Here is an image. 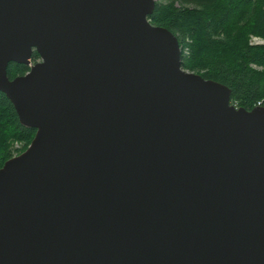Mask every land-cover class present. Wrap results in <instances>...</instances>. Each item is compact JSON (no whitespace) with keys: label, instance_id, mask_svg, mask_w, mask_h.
Instances as JSON below:
<instances>
[{"label":"water","instance_id":"water-1","mask_svg":"<svg viewBox=\"0 0 264 264\" xmlns=\"http://www.w3.org/2000/svg\"><path fill=\"white\" fill-rule=\"evenodd\" d=\"M154 7L0 0V92L35 129L0 167V264H264V106L184 69Z\"/></svg>","mask_w":264,"mask_h":264},{"label":"trees","instance_id":"trees-1","mask_svg":"<svg viewBox=\"0 0 264 264\" xmlns=\"http://www.w3.org/2000/svg\"><path fill=\"white\" fill-rule=\"evenodd\" d=\"M148 19L176 35L184 69L231 89L230 103L251 109L264 98V43H249L251 34L264 39V0H157ZM38 58L33 51L31 60ZM27 70L10 63L7 74L14 78ZM34 133L0 92V167L12 156V143L19 142L22 152Z\"/></svg>","mask_w":264,"mask_h":264},{"label":"rangeland","instance_id":"rangeland-1","mask_svg":"<svg viewBox=\"0 0 264 264\" xmlns=\"http://www.w3.org/2000/svg\"><path fill=\"white\" fill-rule=\"evenodd\" d=\"M157 1V0H155ZM249 43L250 44H263L264 43V39L261 38V37H258V36H255V35H250L249 36ZM20 147H21V144L19 142H13L12 145H11V154L12 156L15 154H18L20 153L19 150H20Z\"/></svg>","mask_w":264,"mask_h":264},{"label":"built area","instance_id":"built-area-1","mask_svg":"<svg viewBox=\"0 0 264 264\" xmlns=\"http://www.w3.org/2000/svg\"><path fill=\"white\" fill-rule=\"evenodd\" d=\"M30 61H31L30 62L31 64L34 63L32 60H30ZM231 104L234 105L235 107H238L235 103H231ZM254 106H264V98L257 100L255 102ZM14 155H16V154L14 153Z\"/></svg>","mask_w":264,"mask_h":264},{"label":"flooded vegetation","instance_id":"flooded-vegetation-1","mask_svg":"<svg viewBox=\"0 0 264 264\" xmlns=\"http://www.w3.org/2000/svg\"><path fill=\"white\" fill-rule=\"evenodd\" d=\"M38 60H40V57L36 61H38Z\"/></svg>","mask_w":264,"mask_h":264}]
</instances>
